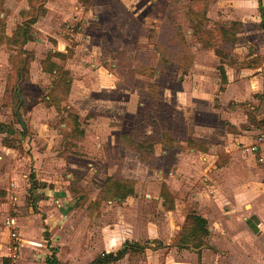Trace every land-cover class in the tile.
<instances>
[{
  "label": "rangeland",
  "instance_id": "rangeland-1",
  "mask_svg": "<svg viewBox=\"0 0 264 264\" xmlns=\"http://www.w3.org/2000/svg\"><path fill=\"white\" fill-rule=\"evenodd\" d=\"M38 2L21 13L39 20L31 26L37 57L64 46L70 56L56 59L62 78L32 71L26 102L16 107L3 100V85L17 47L0 43V264H11L7 214L22 239L20 264H49L52 255L54 264H88L126 240L148 247L108 264H264V168L238 144L264 128V96L254 95L253 80L255 73L264 80V0H67L68 12L81 5L78 15L44 19ZM20 6L0 5V35L14 28ZM235 21L241 26L228 50L220 28ZM176 36L190 51L187 66L170 55L168 38ZM121 51L130 61L110 70ZM256 55L258 70L247 67ZM67 77L72 98L56 114L46 96H62ZM74 111L81 132L72 135L61 120ZM121 133L154 145L153 155L141 160L119 142ZM119 176L135 180L133 194L117 197ZM191 211L209 229L196 249L177 244Z\"/></svg>",
  "mask_w": 264,
  "mask_h": 264
},
{
  "label": "trees",
  "instance_id": "trees-1",
  "mask_svg": "<svg viewBox=\"0 0 264 264\" xmlns=\"http://www.w3.org/2000/svg\"><path fill=\"white\" fill-rule=\"evenodd\" d=\"M5 0H0L1 7L3 6ZM27 4L29 6V9H24L21 11V13H28L29 10H31V4L32 0H26ZM38 1V0H33ZM46 0H39L36 6L43 5ZM258 3H261V0H257ZM84 3V1H81ZM45 8V7H44ZM46 11V9H45ZM45 13V12H44ZM36 21L34 18H30L29 20H23L21 23H19L13 33L12 36L4 35V31L1 32L0 35V43H4L7 47L10 45H15L17 47V50H15V53L9 55V64H10V72L7 75L6 79V85L3 93V100H5V103L7 101H14L15 106H23L26 102V96H24V90L21 87V84L23 82L29 81V68H30V62L34 58V52L33 50H29L24 47V45L32 39L33 33L31 26ZM235 24L234 27H224L222 26L220 28V35L227 41V39L232 38L229 40V45H226V41L223 39L222 47L227 48L228 50L232 49L234 43L236 42L237 38V30L240 29L241 23L240 22H233ZM261 27L264 30V15L261 13ZM1 31V30H0ZM227 38V39H226ZM172 38H168V40H171L169 45H171V52L170 55L172 59L175 62L182 63L183 65L187 66L191 62V54L188 50L187 46L185 45V42L176 36V38L173 41ZM225 43V44H224ZM205 46H212L210 43H205ZM216 51V50H215ZM218 54V52L216 51ZM118 57L116 58L118 63H115V65H109L110 70L116 69L118 70H124L126 65L120 64L122 61H118L120 58L125 59L127 62L130 61V56L124 52H118ZM189 55V57H187ZM70 55L68 52H61V51H54V52H47L44 59L40 61L41 67L43 71L53 73L58 78V73L60 74L59 78H62L61 75L67 74V71L62 69V66L59 62H55L53 59H63L66 57H69ZM22 63V66H19L18 64ZM223 80L224 82L227 81L226 73L224 71V68L221 67ZM65 78V77H64ZM66 81V91L62 96L57 97L56 99H53L52 93L48 95V104L55 106V108L58 111H66L64 107H62V102L67 99L70 89V78L67 77L65 79ZM257 97L261 98V96H264V93L256 94ZM47 99V98H46ZM264 99V97H263ZM2 100V101H3ZM67 113V112H66ZM20 119V118H19ZM62 123H64V127L69 128L71 130L72 135H75L77 132H81V130H78L79 127V117L76 113H67L66 115H63ZM21 125L23 126L22 122ZM261 128V127H260ZM1 131H7L9 130H1ZM24 132V128H23ZM164 135H167V140H170V142H175L177 139H174L170 136V134L164 133ZM119 142L124 144L127 148L137 152L139 154V157L141 160H147L150 156L154 153V145H151L150 143L144 144L141 142H136L133 139H130L127 133H121L119 135ZM162 143V141L160 142ZM190 144H194L190 143ZM6 145V144H5ZM172 144H170L171 146ZM195 145V144H194ZM10 147V145H7ZM193 147V146H192ZM111 177H107L105 180V184L108 183L109 180H111ZM135 183V180L123 178V177H117L114 181V187L117 189V197L119 198H125L128 195L133 194L134 188L133 185ZM32 188H37L36 182L34 181L31 185ZM3 193V192H2ZM161 196L164 197L163 204H167L166 206L170 209L173 207V204L169 198V193L166 190L164 186L161 187L160 191ZM167 202V203H166ZM209 233V229L207 227V220L204 216L201 214L195 213L193 211L188 212L185 218V222L182 228L181 232V238L179 242L177 243L179 247L185 248L188 246H191L192 248H199L201 239L204 236H207ZM136 242H132L129 240L124 241V243L115 251H103L99 254H97L88 264H108L110 262L117 261L124 257L127 253L130 251L133 252L137 248L143 249L148 246H141ZM56 258L54 255H52L49 259H47V262L49 264H54Z\"/></svg>",
  "mask_w": 264,
  "mask_h": 264
},
{
  "label": "crops",
  "instance_id": "crops-1",
  "mask_svg": "<svg viewBox=\"0 0 264 264\" xmlns=\"http://www.w3.org/2000/svg\"><path fill=\"white\" fill-rule=\"evenodd\" d=\"M67 0H57V1H55V4H53V2H51L50 0H46L45 2H44V7L46 8V11H45V14H43L42 16H40L39 17V19H44V17H47V16H51L53 13L54 14H56V15H60V13H65L66 15H70V14H74V15H78L79 13H80V11L81 10H79V7H81V5L79 6V5H74V11L72 10V11H70V12H68V10H70V8L68 9V10H66V7H67ZM19 5H21L19 8H18V20H17V22H16V24H15V26H14V28L11 30V31H7L6 30V28L4 29V35H7V36H12L13 35V33H14V31H15V28H16V26L19 24V23H21L24 19H23V16L21 15V11L22 10H24V9H29V6H28V4H27V1L26 0H5L4 1V4H3V7H5V8H11L12 10L14 9V8H16L17 6H19ZM263 15H264V12H263ZM260 16H261V14H260ZM39 20H37V22H38ZM37 22H34L33 23V25H32V27L34 26V24H36ZM260 26H261V20H260ZM261 29H262V27H261ZM264 32V31H263ZM33 38H35L34 37V35H33ZM33 38L31 39V40H29L25 45H24V47L25 48H27V49H29V50H33V52H34V58L31 60V62H30V68H29V81H27V82H23L22 84H21V87H22V89L24 88V83H30V82H32V80H33V74H35V73H37V71L39 72V73H41V74H45V75H49L50 73L49 72H45V71H43V69H42V67H41V63H40V61L42 60V59H44L45 58V56H46V54H45V56L43 57V56H41V57H37V52L35 51V49H34V46L32 45V40H33ZM31 44V45H30ZM11 51V50H10ZM54 51H61V52H66V47L64 46L63 48H62V50L61 49H52L51 50V52H54ZM259 56V55H258ZM257 55L255 56V59H254V61H257V62H255V64H252V63H249L248 64V66L247 67H249V68H257L258 66H259V64L261 63V61H262V59H260V57H258ZM55 62H59L58 60H56V59H53ZM259 60V61H258ZM8 62H9V54H8ZM111 65V64H110ZM9 66H10V64H9ZM34 66H36V67H34ZM112 66H113V64H112ZM246 67V66H245ZM34 68H37V69H34ZM254 70H258V68L257 69H254ZM32 71H35V73H32ZM225 73H226V71H225ZM261 74H262V72H261ZM258 76L260 77L261 75L259 74H254V76H253V80H254V82L255 83H257L260 87L258 88V90L257 91H254L253 93H254V95L255 94H261V93H264V80L263 81H259V78H258ZM226 78H227V81H226V83H227V88H230L231 86V90L232 89H236V91L234 92L233 90V93H232V96L233 95H235V94H239L242 90H239V88L237 87V85H236V87H234V84H236V83H234V80H232L231 78H229L228 76H227V74H226ZM237 80H239V79H237ZM260 80H261V78H260ZM240 81H242V83H244V82H248V80H246V79H241ZM71 84H72V82H71ZM5 85H6V80L4 81V89H5ZM225 87V88H226ZM24 90V89H23ZM71 87H70V89H69V94H68V97H67V99H66V101H65V103L66 102H68V100H70L71 98H72V95H71ZM258 92H260V93H258ZM3 93H4V90H3ZM46 98L48 99V96H46ZM259 98V97H258ZM260 100H261V98H259ZM47 102V101H46ZM46 108H50V109H53V110H55L54 112L57 114L58 112H57V109L55 108V106H53V105H47L46 103H45V105H44ZM67 106H70L69 104H67ZM75 112V111H74ZM78 116L80 115L79 114V111L78 112H75ZM253 135V134H252ZM245 139V138H244ZM241 141H244L242 138H241V140H239L238 141V144L241 142ZM250 141V140H249ZM248 141V142H249ZM246 142V141H245ZM115 145H117V143L115 144ZM125 151H128V150H125ZM129 154H131L130 152H125V156H124V159L125 158H127L128 156L127 155H129ZM136 156V155H135ZM129 176H131V175H129ZM43 179V178H42ZM7 215H10V214H7ZM6 215V216H7ZM16 218V217H15ZM17 221V220H16ZM8 236H7V239H6V242H5V244H4V247H5V249H6V245H7V242H8ZM21 238H20V250H21ZM1 245V244H0ZM2 246V245H1ZM21 252V251H20ZM6 255V253L4 254V256ZM5 258L6 259H8L6 256H5ZM19 264H20V260H19Z\"/></svg>",
  "mask_w": 264,
  "mask_h": 264
},
{
  "label": "built area",
  "instance_id": "built-area-1",
  "mask_svg": "<svg viewBox=\"0 0 264 264\" xmlns=\"http://www.w3.org/2000/svg\"><path fill=\"white\" fill-rule=\"evenodd\" d=\"M240 148L244 152L254 154L257 163L264 168V128H258L253 132V138L249 142L241 141ZM14 185V183H11ZM3 227L8 234V242L6 245V257L11 264H19L20 260V236L18 233V224L16 218L7 215L2 220Z\"/></svg>",
  "mask_w": 264,
  "mask_h": 264
},
{
  "label": "water",
  "instance_id": "water-1",
  "mask_svg": "<svg viewBox=\"0 0 264 264\" xmlns=\"http://www.w3.org/2000/svg\"><path fill=\"white\" fill-rule=\"evenodd\" d=\"M18 117L20 118L19 114H18ZM21 119V118H20Z\"/></svg>",
  "mask_w": 264,
  "mask_h": 264
}]
</instances>
